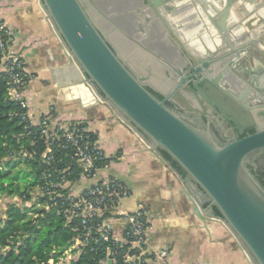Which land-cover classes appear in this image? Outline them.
Segmentation results:
<instances>
[{
    "label": "water",
    "instance_id": "95a60500",
    "mask_svg": "<svg viewBox=\"0 0 264 264\" xmlns=\"http://www.w3.org/2000/svg\"><path fill=\"white\" fill-rule=\"evenodd\" d=\"M41 2L66 44L73 81L90 100L111 107L151 150L166 151L185 172L196 214L222 219L254 264H264V185L249 167L264 150V63L250 57L264 25L248 28L249 36L235 29L246 41H233L224 57L225 34L231 35L223 19H212L210 0H178L186 3L180 16L165 9L166 0ZM217 32L221 47L213 56ZM180 50L194 73L185 76L177 66ZM242 58L249 63L245 78L214 70L227 60L233 68ZM227 121L230 128L223 126ZM251 128L255 132L241 138L230 134Z\"/></svg>",
    "mask_w": 264,
    "mask_h": 264
},
{
    "label": "crops",
    "instance_id": "0c3cea01",
    "mask_svg": "<svg viewBox=\"0 0 264 264\" xmlns=\"http://www.w3.org/2000/svg\"><path fill=\"white\" fill-rule=\"evenodd\" d=\"M210 1L216 4L211 9L214 20L225 21L234 42L246 41L236 36L235 29H245L247 34L243 35L249 36L248 28L252 32L264 25V0H229V5L227 0ZM0 19L13 31L12 47L23 52L31 77L26 91L33 115L38 118L52 108L66 119H84L111 160L108 172L131 190V195L122 201L124 207L133 209L142 203L148 208L153 217L149 245L169 251L165 260L149 264H254L222 219L196 214L194 201L183 184L184 173L151 150L111 107L90 100L78 86L79 81H73L76 76L70 68L67 70L66 44L41 0H0ZM214 35L215 48L221 47L219 32ZM255 44L264 63V33L257 36ZM90 184L81 180L74 187L81 189Z\"/></svg>",
    "mask_w": 264,
    "mask_h": 264
},
{
    "label": "built area",
    "instance_id": "2783aa9c",
    "mask_svg": "<svg viewBox=\"0 0 264 264\" xmlns=\"http://www.w3.org/2000/svg\"><path fill=\"white\" fill-rule=\"evenodd\" d=\"M13 38V31L0 19V74L8 85L5 101L14 106L12 116L24 127L19 137L27 139L29 146L21 144L5 160L34 162L39 173L31 199L26 194L13 199L3 196L0 205L3 200V209L13 201L30 207L36 200L38 216L54 213L72 232L55 258L38 264H149L165 260L168 250L149 245L151 213L142 203L133 209L124 207L122 201L131 190L108 172L111 160L89 124L84 119L56 115L52 108L38 118L33 115L26 91L31 77L22 50L12 47ZM81 180L91 184L74 187Z\"/></svg>",
    "mask_w": 264,
    "mask_h": 264
},
{
    "label": "trees",
    "instance_id": "16d2710c",
    "mask_svg": "<svg viewBox=\"0 0 264 264\" xmlns=\"http://www.w3.org/2000/svg\"><path fill=\"white\" fill-rule=\"evenodd\" d=\"M7 87V82L0 74V198L26 194L31 199L30 192L38 183L39 170L36 163L5 160L8 153L21 144L29 146L27 139L19 137L24 127L17 117L12 116L14 106L5 101ZM162 154L185 173L166 151L162 150ZM20 163L29 168L28 172L32 176L25 183L19 180L18 175H13V169ZM31 208L13 201L4 209L5 217H0V264H38L47 261L55 258L71 239L72 232L61 217L54 213L30 217L27 209ZM216 213L221 215L217 209Z\"/></svg>",
    "mask_w": 264,
    "mask_h": 264
},
{
    "label": "flooded vegetation",
    "instance_id": "af4514ba",
    "mask_svg": "<svg viewBox=\"0 0 264 264\" xmlns=\"http://www.w3.org/2000/svg\"><path fill=\"white\" fill-rule=\"evenodd\" d=\"M177 1L178 0H170V2H168V0H166V3L163 6L165 7L166 10H168L170 12L174 11L175 9H178L179 10V15L178 16H180V15H183L186 12L185 8H183V5H186V3L177 5L176 4ZM207 4H208V7L210 9H213V8L215 9L216 8L215 5L214 6L211 5V3H209V2ZM194 6L197 9L199 7V4L195 3ZM212 19H214V18H212ZM181 24L184 26L183 23H181ZM181 24H180V27H182ZM141 30H143V29H141ZM226 34H225V36H226L225 39L227 41V44H226V50H225L226 54H225L224 57H229L227 52H229L231 46H233V41ZM169 37H170V40L172 41V43L174 45H177V47H179L178 43L176 42V40L173 37H171V36H169ZM150 43H152V41L149 42V44ZM211 43H212L213 46H215V43H213V41ZM218 49H219V47L216 48L215 51H212L210 53L214 56V54L218 52ZM258 49H259L258 46L256 44H254V46L252 47V50H250V52H252V56H250L251 59L254 58V57H257L258 59L260 58V55L257 54ZM206 55H208V54H206ZM176 57L179 58V61H178V58H176V60L179 62V65L177 64V66H180V68L182 70H184V75L185 76L194 73L193 69H191V66H192L191 65V61H189V59L185 56V53L183 51L180 50L179 51V55H177ZM231 60H232V57H231ZM227 61L220 63V65L218 67H214L215 72L219 73L220 70H222V71L227 70L226 71V75H228V76H231L232 74L234 75V74L238 73L240 76L245 78V75H243V74H246L245 73V69H247V67L249 66V63L247 62L246 58H242L239 61L238 65H236V64L233 65L234 66L233 68L230 67V66H227L228 65ZM253 66H255L254 68H258L255 64H253ZM225 67H227V68H225ZM191 80H194V79L191 78ZM213 112L215 113L216 110H213ZM232 125L233 124L231 122L227 121V122L224 123L223 126L225 128H230ZM254 132H255L254 128L246 129L245 132L242 133V134H239L236 130H230V134L232 135V137H235V138H241V137H243V136H245L247 134H251V133H254ZM249 167L252 170V172L254 173V175L261 182L264 183V150L260 153V155L258 157H252L251 162L249 163Z\"/></svg>",
    "mask_w": 264,
    "mask_h": 264
},
{
    "label": "rangeland",
    "instance_id": "374dc122",
    "mask_svg": "<svg viewBox=\"0 0 264 264\" xmlns=\"http://www.w3.org/2000/svg\"><path fill=\"white\" fill-rule=\"evenodd\" d=\"M28 171H29V168L25 164L20 163L19 165H17V167H15L13 169V175H18L19 180L22 183H25V182L29 181V178L31 176ZM33 194H36V190H35V192H33ZM13 197L14 196H11V199H13ZM1 203H2V206L0 205V217H5L6 208H5V210L3 209V207H5V205H4L5 203L3 200ZM32 203H36V204H34L33 206H30L32 208L27 209V211H28V214L30 217H36L38 215V204H37L36 200H33Z\"/></svg>",
    "mask_w": 264,
    "mask_h": 264
}]
</instances>
